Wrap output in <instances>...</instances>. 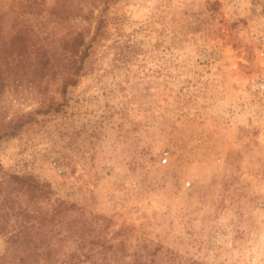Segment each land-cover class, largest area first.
<instances>
[{
  "label": "rangeland",
  "instance_id": "obj_1",
  "mask_svg": "<svg viewBox=\"0 0 264 264\" xmlns=\"http://www.w3.org/2000/svg\"><path fill=\"white\" fill-rule=\"evenodd\" d=\"M75 1L94 17L104 6ZM103 13L76 84L42 78L57 111L0 139V264H264V0H109ZM94 17L67 23L92 34ZM32 71L5 80L0 116L40 105ZM9 174L50 198L27 202ZM55 206L52 258L19 262L22 208L36 222Z\"/></svg>",
  "mask_w": 264,
  "mask_h": 264
},
{
  "label": "trees",
  "instance_id": "obj_2",
  "mask_svg": "<svg viewBox=\"0 0 264 264\" xmlns=\"http://www.w3.org/2000/svg\"><path fill=\"white\" fill-rule=\"evenodd\" d=\"M99 1H102L104 6L100 14L94 17L92 8L88 7L86 12H83L82 5L75 0H68L65 5L60 0L52 3H46L45 0H0V90L10 74L17 82H22V70L27 67L33 71L25 78L33 86H38L42 94L40 105L34 111L16 114L8 119L0 116V139L18 133L37 113L57 111L61 103L52 98L47 99V85H42V78L52 70L53 74L62 76L61 91L68 85L76 84L84 59L94 50L97 41L106 35V17L103 11L107 8L109 0H90L93 7ZM72 15L80 16L88 23H91L94 17L92 34H89L88 27L68 24L67 20ZM56 27L57 30L63 29L57 33ZM6 182L17 183L27 196V202L50 198L51 190L30 174H9ZM64 207L67 209L70 206ZM59 209L55 206L53 213L43 214L34 222L31 221V211L27 207L22 208V236L19 237V232L10 236L11 244L19 242L18 245L23 246V254L18 257L19 262L26 263L33 259L37 263L38 257L48 261L52 258L50 243L53 235L47 224H52ZM41 247L45 249L37 251ZM78 258V254L72 253L70 264L76 263Z\"/></svg>",
  "mask_w": 264,
  "mask_h": 264
},
{
  "label": "built area",
  "instance_id": "obj_3",
  "mask_svg": "<svg viewBox=\"0 0 264 264\" xmlns=\"http://www.w3.org/2000/svg\"><path fill=\"white\" fill-rule=\"evenodd\" d=\"M164 160H166V158H164Z\"/></svg>",
  "mask_w": 264,
  "mask_h": 264
}]
</instances>
